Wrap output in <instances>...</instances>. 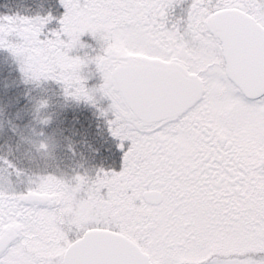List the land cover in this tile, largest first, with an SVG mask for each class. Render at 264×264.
Listing matches in <instances>:
<instances>
[{"label": "snow or ice", "instance_id": "obj_1", "mask_svg": "<svg viewBox=\"0 0 264 264\" xmlns=\"http://www.w3.org/2000/svg\"><path fill=\"white\" fill-rule=\"evenodd\" d=\"M178 2L62 0L51 35V13L0 17L26 80L109 98L129 142L119 170L0 172V264H264V0Z\"/></svg>", "mask_w": 264, "mask_h": 264}, {"label": "trees", "instance_id": "obj_2", "mask_svg": "<svg viewBox=\"0 0 264 264\" xmlns=\"http://www.w3.org/2000/svg\"><path fill=\"white\" fill-rule=\"evenodd\" d=\"M65 11L62 0H0V17L5 15L35 17L47 16L51 13L54 19L48 24L56 28L60 27V18ZM91 41L94 42L93 39ZM98 82L95 77L87 82V86L91 87L90 85ZM82 100L67 96L63 83L55 79L40 82L26 80L17 57L10 49L0 47V117H2L0 126L5 131V135L0 138V161L7 173H12V179L18 180L17 172L23 173L25 177L33 176L32 164L25 162L26 166H24L22 157L24 161H27V158L21 155L23 146H19L16 142L17 139L22 138L26 125L34 126L35 132L46 131V133L51 128H60L62 142L68 145L61 146V153L66 159L67 157L71 159L72 168L78 165L75 164L76 160L86 163L91 167L90 170L95 171L100 168H110L109 165L117 161L121 164L119 161L121 152L116 150L119 144H111L101 138L103 136H99L107 130L106 120L99 113L101 106ZM78 108L82 112L77 114L78 122L81 124L78 126L77 122L72 126ZM74 130L80 132L72 133ZM50 132V136L52 132L57 135L55 131ZM73 134L78 136L74 138ZM70 143L80 144L75 152L72 151ZM80 147L86 148L81 152ZM107 147L116 151L108 155ZM18 148L20 152L17 154L10 152L11 150L15 152Z\"/></svg>", "mask_w": 264, "mask_h": 264}, {"label": "rangeland", "instance_id": "obj_3", "mask_svg": "<svg viewBox=\"0 0 264 264\" xmlns=\"http://www.w3.org/2000/svg\"><path fill=\"white\" fill-rule=\"evenodd\" d=\"M191 4V0H180V2H178L174 8V14L177 17H180L182 15H186L187 9L190 7ZM55 26H51L49 24H47L45 26V33H47L48 35H51L52 33L49 31L51 29H59L58 28H54ZM83 40H85L89 45H91L92 47L90 48H82V49H74L73 50V54H80L83 55L86 51L87 52H91L93 54H95V51H99V42L97 41V39L95 37H93L91 35V33H86L83 37ZM94 40L91 41V40ZM85 75L88 76V79L86 81V84H88L87 82L91 79H95L99 81L98 84L94 83L95 85H90L91 87L89 88H95L98 87L103 80L102 74L97 70L96 65L94 63L87 65L85 68ZM74 99V98H72ZM84 100V99H83ZM82 100V101H83ZM92 103V102H91ZM97 106H101L99 109V113L100 115L106 120V126H107V130L106 132H103L101 135L99 136H103L101 138H104L106 141H108L109 143L111 142V144H120V140L118 137H115L112 135L111 131H110V127L108 124V120L109 118H111L112 113L108 112L107 115L102 114V109L108 108L109 104H110V99L107 97H102L101 94L99 92L96 93V103H94ZM77 114H82L81 110L78 108V112L75 113L74 116V120L72 122V126H75L76 123L78 122L77 119ZM1 115V113H0ZM61 116V115H60ZM2 117H0L1 119ZM58 119H57V124H58ZM88 121V119H87ZM81 124V122H78V126ZM28 126V127H27ZM34 126H29L26 125V128L24 130V134L22 135L21 139H17L16 142L19 146H23V152L21 153L22 156L25 155V158H27V161H24V157H22V160L24 162V166L25 162L29 163L32 167V174H33V179H39V177L44 176V177H54L57 179H71L76 173H81V174H90V175H95V173L97 171L95 170H90L89 168H91L89 165H86V163L81 162L79 160L75 161V164L77 163L78 165L75 167H70L71 166V159L69 157L64 156V154L61 153V146L66 145L64 142H62V138L60 137V133L59 132L61 129L60 128H51L50 131H55V133L59 136H55L54 132H52V135L50 136V131H48L46 133V131H40V132H35L34 130ZM80 132L79 130H74L72 131V133H78ZM5 135V131L2 130V127L0 126V138ZM77 134H73V137H77ZM100 138V139H101ZM129 142H125V146L127 147V144ZM71 149L72 151H76V149H78V145L77 143H70ZM107 145V144H105ZM125 149H121L118 145L117 147V151L121 152V160H119L121 162V164L117 162H115L114 164H110L109 167H106L105 169H116L119 170L122 167V161H123V153L126 150ZM13 148V147H12ZM81 148V152H83V149L86 147H80ZM113 150L111 148L107 147L106 152L109 153L112 152V154L116 151ZM10 152L13 153H18L20 152V148H18L15 152L14 150H11ZM71 152V151H70ZM104 152V151H103ZM98 153V152H97ZM37 154V155H35ZM72 154V152H71ZM93 155H95L94 153H92ZM100 154V153H99ZM35 155V156H34ZM111 155V154H110ZM112 157V156H111ZM74 163V161H73ZM118 163V164H117ZM80 164V165H79ZM3 165L1 164L0 161V172H2L5 176L8 175L7 170L4 169L2 167ZM80 168V169H79ZM46 169V170H45ZM36 170V171H35ZM48 170H51L50 172H47ZM13 181H17L14 180ZM5 188H9V187H16L17 190H25L27 187L26 181L21 182L18 181L15 185H9L7 183H5L3 185Z\"/></svg>", "mask_w": 264, "mask_h": 264}]
</instances>
